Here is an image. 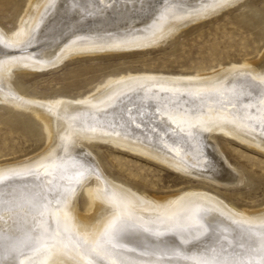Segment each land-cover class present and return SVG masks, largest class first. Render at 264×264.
<instances>
[{"label": "bare ground", "instance_id": "6f19581e", "mask_svg": "<svg viewBox=\"0 0 264 264\" xmlns=\"http://www.w3.org/2000/svg\"><path fill=\"white\" fill-rule=\"evenodd\" d=\"M248 1L27 0L13 27L0 25V104L44 141L0 163V264H264V205L238 207L202 186L147 193L107 175L90 150L106 142L242 184L213 136L264 152V45L253 60L192 75L117 71L86 96L32 99L19 80L74 57L155 47L233 6L262 28Z\"/></svg>", "mask_w": 264, "mask_h": 264}, {"label": "rangeland", "instance_id": "374dc122", "mask_svg": "<svg viewBox=\"0 0 264 264\" xmlns=\"http://www.w3.org/2000/svg\"><path fill=\"white\" fill-rule=\"evenodd\" d=\"M26 1L0 0V25L13 27L14 17L19 16ZM248 3L264 12V0H249ZM241 9L233 6L199 20L155 47L74 57L56 68L31 71L19 80L26 96L32 99L58 95L77 97L93 93L117 71L192 75L215 69L219 64H242L260 53L264 45V23L262 28L249 26L240 20ZM5 108L0 104V163L34 153L44 144L20 118L6 119L9 113ZM213 139L223 149L227 162L244 172L242 184L220 186L187 176L106 142H94L90 150L107 175L147 193L169 195L187 187L202 186L216 190L238 207L264 205V152L221 133H215ZM79 201H82L81 196Z\"/></svg>", "mask_w": 264, "mask_h": 264}]
</instances>
